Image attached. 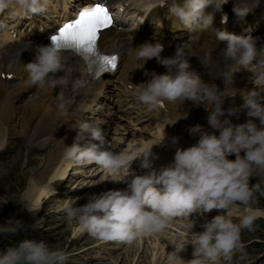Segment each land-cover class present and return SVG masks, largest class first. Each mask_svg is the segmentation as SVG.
<instances>
[{
    "label": "clouds",
    "instance_id": "clouds-1",
    "mask_svg": "<svg viewBox=\"0 0 264 264\" xmlns=\"http://www.w3.org/2000/svg\"><path fill=\"white\" fill-rule=\"evenodd\" d=\"M227 2L171 0L169 11L186 27L195 24L206 28L214 23L215 14L222 12ZM259 3L260 0H253L246 10L237 11L234 6L233 11L242 17ZM46 6L47 0H0V14L8 12L23 17L39 14ZM217 38L226 44L220 55L228 63L232 83L234 74L242 69L253 74L254 87L241 96L242 104L233 103L227 109L223 105L230 96L216 84L203 81L191 69L190 57L182 48L167 57L161 55L164 50L161 42H145L133 48L134 58L143 62L139 68L155 59L166 69L163 73L153 71L147 81L133 84L135 98L149 110L186 101L202 105L212 131L200 124L191 126L188 131L198 137L196 143L177 147L173 160L156 168L153 160L157 157L152 147L163 144L166 133L149 149L116 153L101 147L100 129L84 124L81 132H89L91 140L97 143L81 146L74 141L65 151L66 160L76 165L94 163L109 172L119 171L126 188L103 192L82 206L65 205L62 210L67 219L79 225L77 234L87 232L101 242L131 244L139 235L159 232L173 218L183 217L189 220L187 229L192 238L169 256V264H220L221 259H231L233 252L243 247L241 232L253 231L255 221L264 217V211L252 207L255 193L264 195V189L260 184H250L254 173L264 174V45L257 47L251 36L228 32L218 33ZM25 70L30 81L41 89L69 84L67 75H57L66 70L61 52L51 43L36 46L35 58L26 63ZM82 83L77 79L73 87L78 89ZM60 99L63 109V93ZM241 110H246L249 119L234 124L229 117L237 116ZM252 118L258 119L260 126ZM171 141L177 144L178 137H172ZM230 156L234 159H229ZM134 161H139L144 174L136 175L132 171ZM22 207L29 214L39 211L32 204ZM232 209L241 210L238 223L233 221ZM212 210L219 214L199 223L200 230L195 231L198 220L192 217ZM23 231H27L26 226L17 217H9L0 225L3 237ZM187 244L193 247L190 260L180 255ZM67 259L64 249L30 238L0 250V264H65Z\"/></svg>",
    "mask_w": 264,
    "mask_h": 264
},
{
    "label": "bare ground",
    "instance_id": "bare-ground-1",
    "mask_svg": "<svg viewBox=\"0 0 264 264\" xmlns=\"http://www.w3.org/2000/svg\"><path fill=\"white\" fill-rule=\"evenodd\" d=\"M76 1L77 3L83 4L87 0H71ZM59 3H69L70 0H47L46 10L31 16L27 21H18L12 20L9 25H16V30H19L21 27H26L28 31L32 34H27L24 39H22L18 46L10 47L6 42V33L2 32L0 34V71L12 72L14 75L13 81H6L5 79H0V145L4 144L5 132L10 131H19L24 134L26 137H33L37 135L39 139L44 142L51 144L52 149L48 152L47 155H44L41 158L40 166L37 170L33 171L32 174H29L26 180V185L23 191V198L25 204H32L35 207H39V210L42 206L44 198H48L49 188L46 186L44 180L48 178L51 179V176L63 177L66 168H68L71 163L65 158V147L68 141L73 139V136L79 131L80 126L84 119L79 115V111L83 108L88 107V100H81L80 97L86 96L90 101H92L93 96L88 92L87 89L83 90L84 92L78 93L79 89H73L74 82L79 79L77 72V66L73 63L69 68L66 67V60L63 58V63L65 65V73H58L57 75H67L69 77V84L67 86H58L57 88H52L51 86H46L44 89L39 88L37 85L33 84L29 79V74L25 70L26 63L34 60L35 53L28 51L25 45V41L29 38L42 39V33L37 29L41 27L42 32L46 31L45 19L49 16H53L52 12H56ZM141 4H145L146 0H140ZM139 0H137V6L133 8V11H138L140 7ZM240 5H243L241 0ZM235 5L239 11H243V6ZM261 18H264V13H260ZM243 21V17H239ZM131 32L135 31L136 28L129 27ZM201 35L191 41L195 43V48L203 47H212L215 49L216 53H220L221 48L216 45V42L210 35V29L204 28L201 29ZM136 44V43H135ZM189 45H182V49H188ZM224 48V46H222ZM128 58L126 57V60ZM71 70L70 72L68 70ZM244 76H249L248 82L250 90L253 89L254 85L252 83L253 74L249 71L247 74L243 69L240 71ZM247 76V77H248ZM235 84V83H230ZM247 87L246 83H242L239 86L235 85L236 92L245 90ZM63 93L65 107L62 109L60 107L61 99L60 94ZM30 94V95H29ZM230 97L225 99L224 108L227 109L233 103L235 106L242 104V94L240 93H226ZM28 95V99L20 101L24 96ZM234 97V98H233ZM24 99V98H23ZM88 113L94 116L96 113L94 110L88 111ZM207 115H205L198 121L196 124H200L205 127V129L212 131L207 124ZM13 118V121L11 120ZM229 119L234 123L245 122L249 117L246 114V110H242L238 113L237 116H231ZM254 119V122L259 125V120ZM12 121V122H11ZM11 123V124H10ZM78 123V130L74 131L72 129V124ZM48 126L50 127L48 129ZM41 129L38 131V129ZM44 131V134H39ZM102 134H105L103 130H100ZM113 135V134H112ZM106 137V134L105 136ZM84 139L82 135L79 137ZM86 138V137H85ZM159 136L157 137V139ZM37 139V138H36ZM137 140V139H136ZM139 145L145 146V149L148 146H152V141L143 142L139 139ZM167 143V140H165ZM45 143V144H46ZM1 148V147H0ZM154 152V146L152 147ZM55 168V169H54ZM113 172V171H112ZM110 173L105 178H102L101 185L99 188H103L100 194L106 191L111 190L112 185L108 184V180L116 179L117 174ZM34 174V175H33ZM121 174V172L119 173ZM96 175V174H95ZM95 175L91 176L92 178L96 177ZM115 177V178H114ZM120 177V176H119ZM263 177V176H262ZM91 180L94 185L96 180ZM118 178V176H117ZM86 183V180L85 182ZM81 183V185H85ZM97 184V183H96ZM80 186V185H79ZM92 190V189H91ZM95 195L94 191H92ZM51 193V192H50ZM91 194V195H92ZM85 197H82L81 202L84 205L86 201ZM39 212V211H38ZM37 213V212H36ZM76 232H79V226L76 227ZM84 234V233H81ZM80 235V234H78ZM140 242L135 240V248L131 252H124L125 259L127 255H131L133 259L139 257L141 254L142 261L140 264H169V257L167 253L162 249L160 243L156 241L152 236L148 234H141ZM145 239V243L143 238ZM129 259V258H128ZM127 259V260H128Z\"/></svg>",
    "mask_w": 264,
    "mask_h": 264
},
{
    "label": "rangeland",
    "instance_id": "rangeland-1",
    "mask_svg": "<svg viewBox=\"0 0 264 264\" xmlns=\"http://www.w3.org/2000/svg\"><path fill=\"white\" fill-rule=\"evenodd\" d=\"M28 97V95L24 96V99L22 98L20 103H23L26 100L25 98L28 99ZM11 120L13 121V118ZM94 127L97 128L96 126ZM44 133L42 131L39 134ZM14 135L21 136L22 140H8L0 149V225L4 224L9 217H17L23 220L27 231L20 232L15 236H0V250L15 244L21 239L30 238L43 241L49 246L64 249L68 253V259L65 261V264H140L142 253L138 258L135 257L134 259L131 255H127L126 258H129L127 260L124 257V252H131L136 246L135 240L140 242L142 236H138L131 244L124 243L122 247L116 250L113 249V245H110L109 249L106 246L93 248L90 246L95 245L99 241L88 233L85 235L80 234L81 237H78L80 235L77 234L76 230L74 231L77 224L75 227V221L67 219L65 212L62 210L67 204L82 206V197L87 199L84 201V204H86L92 200V197L95 198L103 190V188H99L101 181H99V184L95 183L94 185L93 182L89 181L90 178L85 179L84 176L89 177L92 171L88 166L76 169L75 173L77 174L61 183H57L54 191H57V188H59L64 195L62 198L64 200L55 198L52 191L48 193V198H44L39 212L29 214L23 209L22 205L25 202L22 194L27 177L39 168L41 158L48 154V152L32 147L46 146L50 140L47 143H43V140L37 137L38 134L34 138L28 136L27 138L19 131L8 134V136ZM104 136L105 134L102 137ZM113 136L112 133H109L105 138L110 140ZM133 140H136V138ZM83 144L85 145V141ZM93 175L97 178V175H99V177L102 176V178L107 179V175L105 177V173L103 172L100 174L94 173ZM72 179H76V181L80 180L72 183ZM85 180H87L86 183H84ZM81 183L85 185L82 186ZM74 184L82 186V189L79 187L77 193L67 194L66 192L72 191L70 188ZM108 184L111 183L109 182ZM250 184H260L261 188L264 189V174L254 173L250 179ZM86 185L88 186L85 187ZM51 189L53 188L51 187ZM92 191H94L95 195L92 194ZM252 207L264 211V195H261L260 192L255 193ZM258 219L261 220L264 217ZM145 239L143 238L141 242L145 243ZM241 242L244 247L243 252L233 253L231 259H221L220 264L224 262L227 264H264V230L258 226L257 221L254 223L253 231L243 230L241 232Z\"/></svg>",
    "mask_w": 264,
    "mask_h": 264
},
{
    "label": "snow or ice",
    "instance_id": "snow-or-ice-1",
    "mask_svg": "<svg viewBox=\"0 0 264 264\" xmlns=\"http://www.w3.org/2000/svg\"><path fill=\"white\" fill-rule=\"evenodd\" d=\"M112 23L108 10L100 3H95L93 7L80 11L74 21L61 26L58 33L50 37V41L58 50L73 49L88 57L90 63L97 65L98 75L107 67L116 66V57L100 55L97 50L99 34Z\"/></svg>",
    "mask_w": 264,
    "mask_h": 264
},
{
    "label": "trees",
    "instance_id": "trees-1",
    "mask_svg": "<svg viewBox=\"0 0 264 264\" xmlns=\"http://www.w3.org/2000/svg\"><path fill=\"white\" fill-rule=\"evenodd\" d=\"M258 226L264 230V219L257 220Z\"/></svg>",
    "mask_w": 264,
    "mask_h": 264
}]
</instances>
